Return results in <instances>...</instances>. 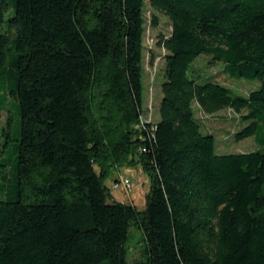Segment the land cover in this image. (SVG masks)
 <instances>
[{"label":"trees","instance_id":"1","mask_svg":"<svg viewBox=\"0 0 264 264\" xmlns=\"http://www.w3.org/2000/svg\"><path fill=\"white\" fill-rule=\"evenodd\" d=\"M147 1L170 25L156 121L146 0H0V264H264V0ZM202 56L260 85L235 94ZM195 105L259 147L220 152ZM137 161L143 210L104 182Z\"/></svg>","mask_w":264,"mask_h":264},{"label":"rangeland","instance_id":"2","mask_svg":"<svg viewBox=\"0 0 264 264\" xmlns=\"http://www.w3.org/2000/svg\"><path fill=\"white\" fill-rule=\"evenodd\" d=\"M153 8L149 1L146 0L144 7L146 17V34L144 37V68H143V117L156 121L159 118L160 102L162 99V82L166 77L165 67V49L157 44V35L159 29L169 33L170 25L165 16H160V25L154 27L152 24ZM156 12V11H155ZM157 13V12H156ZM152 53L156 54L152 61ZM196 68H203L207 74L215 79L228 85L235 94H246L250 89L260 85V81H249L242 77H230L224 70L223 66L217 64L208 66V57H200L196 63ZM103 102H97V109ZM196 115L204 124L205 129L213 132L216 138V146L220 152H243L254 150L259 147L252 136L237 139L235 132L241 123L240 114L233 109H223L216 113L209 114L199 109L197 105ZM5 120V113L0 116V124ZM97 170L100 165H96ZM129 179L131 186L126 190L122 184L113 186L118 180ZM105 184L109 187V201L117 200L125 203L134 204L139 210L147 206V195L151 189V176L142 162L129 163L120 167H113L110 174L104 177Z\"/></svg>","mask_w":264,"mask_h":264},{"label":"built area","instance_id":"3","mask_svg":"<svg viewBox=\"0 0 264 264\" xmlns=\"http://www.w3.org/2000/svg\"><path fill=\"white\" fill-rule=\"evenodd\" d=\"M120 184H122L123 185V187L126 189V190H128L129 188H130V186H131V181L129 180V179H124V180H121V181H115L112 185L113 186H118V185H120Z\"/></svg>","mask_w":264,"mask_h":264}]
</instances>
